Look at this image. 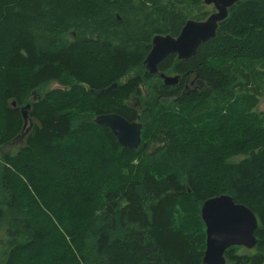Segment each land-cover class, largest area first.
<instances>
[{
    "label": "trees",
    "instance_id": "1",
    "mask_svg": "<svg viewBox=\"0 0 264 264\" xmlns=\"http://www.w3.org/2000/svg\"><path fill=\"white\" fill-rule=\"evenodd\" d=\"M204 1L0 0V148L24 138L0 159V264H203L201 206L221 195L258 219L227 264H264V0L164 59L177 85L144 67L155 36L215 11ZM110 113L143 125L138 149L95 124Z\"/></svg>",
    "mask_w": 264,
    "mask_h": 264
},
{
    "label": "water",
    "instance_id": "2",
    "mask_svg": "<svg viewBox=\"0 0 264 264\" xmlns=\"http://www.w3.org/2000/svg\"><path fill=\"white\" fill-rule=\"evenodd\" d=\"M242 1L205 0V5L213 6L215 11L205 21H187L178 37L155 36L151 51L144 61L145 70L150 74H158L160 63L169 55H176L180 61L195 56L202 44L215 38L219 24L228 17V10ZM159 76L167 86L177 85L180 79L179 76L166 74ZM12 105L15 107L16 103ZM30 108L27 105L21 109L25 129L32 126ZM95 124L108 128L123 148L138 149L142 145L143 125L138 121L129 122L119 114L110 113L97 116ZM201 218L206 233L203 264H227L225 253L231 247L247 250L256 247L258 219L250 208L236 203L232 197L221 195L206 200L201 206Z\"/></svg>",
    "mask_w": 264,
    "mask_h": 264
},
{
    "label": "rangeland",
    "instance_id": "3",
    "mask_svg": "<svg viewBox=\"0 0 264 264\" xmlns=\"http://www.w3.org/2000/svg\"><path fill=\"white\" fill-rule=\"evenodd\" d=\"M169 75H171V74H169ZM50 88L54 89V88H59V87H58V85H52ZM130 102L133 105H136V103H137L136 100H132ZM257 110H259V112H264V97H260L259 105H258ZM27 130H28V127H27ZM23 144H24V138H20L17 141H15L14 143H12V144H10V145H8L6 147L0 148V159H1V156H3L4 153H7V152H10V153H13V154L17 153L19 147H21ZM144 145L145 144H143V146ZM110 155H111V153H109V156ZM241 159L242 158H237L234 161H240ZM182 223H184L183 227H186V228L190 227L187 224V222H186L184 214L181 212V214L179 215V219H178V226H181ZM29 257H30L29 255H26V257L24 256L23 260L22 261H18L16 264H27V261L29 262V264H37L34 261H32L31 258H29Z\"/></svg>",
    "mask_w": 264,
    "mask_h": 264
},
{
    "label": "flooded vegetation",
    "instance_id": "4",
    "mask_svg": "<svg viewBox=\"0 0 264 264\" xmlns=\"http://www.w3.org/2000/svg\"><path fill=\"white\" fill-rule=\"evenodd\" d=\"M159 68V67H158ZM160 74H166V73H158V74H155V75H157V76H159ZM169 74H171V73H167V75L168 76H179L180 77V79H179V82L178 83H180V81H181V76L180 75H177V74H171V75H169ZM193 80H194V78H192L191 76L187 79V82H186V85H185V90L186 91H191L190 89L192 88V87H194V82H193ZM134 100V99H133ZM137 107H139V104H137Z\"/></svg>",
    "mask_w": 264,
    "mask_h": 264
}]
</instances>
